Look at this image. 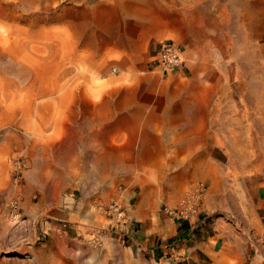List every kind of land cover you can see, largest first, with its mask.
I'll return each instance as SVG.
<instances>
[{
  "label": "rangeland",
  "instance_id": "obj_1",
  "mask_svg": "<svg viewBox=\"0 0 264 264\" xmlns=\"http://www.w3.org/2000/svg\"><path fill=\"white\" fill-rule=\"evenodd\" d=\"M98 1L113 3L0 0V165L11 182L9 210L0 216V264H158L152 248L133 237L141 223L129 213L135 207L128 202L129 187L140 188L144 178L154 209L182 210L187 196L189 210L210 212L208 220L219 219L227 232L250 238L241 264H264V0H137L145 5L138 8L144 10L138 27L142 53L137 69L122 78L159 88L163 78L149 71L156 44L164 39L183 44L187 72L171 77L192 81L180 89L196 96L201 106L196 115L206 132L179 136L184 150H165L158 164L153 150L146 152L147 165L139 163L138 148L122 151L117 178L110 165L114 152L104 149L99 136L90 134L83 151H58L46 142L58 112L66 110L58 98L86 72L67 43L81 40L83 19L87 23V10ZM86 74L92 93H98L99 82L109 83L95 70ZM83 105L77 102L72 112ZM77 121L82 123L81 118L69 122ZM37 141L46 149L38 150V143L34 150ZM170 158L180 160L176 170L195 177L168 200L162 189ZM198 158L200 166H193ZM18 159L25 160V168L16 181ZM25 191L30 214L23 212ZM14 200L21 204L18 222L10 215ZM117 207L125 212L120 223L114 221ZM230 263H236L233 257Z\"/></svg>",
  "mask_w": 264,
  "mask_h": 264
},
{
  "label": "crops",
  "instance_id": "obj_2",
  "mask_svg": "<svg viewBox=\"0 0 264 264\" xmlns=\"http://www.w3.org/2000/svg\"><path fill=\"white\" fill-rule=\"evenodd\" d=\"M90 7L87 23L83 19L81 40L67 41L86 72L80 83L72 82L68 86L64 99L58 98V101L66 103V110L64 114L58 112L57 125L46 142L51 148L57 146L58 151H83L90 134L99 136V143L104 149L114 152L110 165H113L117 178L121 177L122 151L133 152L138 148L141 152L139 163L147 165L151 159L146 152L153 150L152 161L158 164L165 150L178 153L184 150L179 136H194L206 131L201 130V116L196 115L201 110L196 96L184 94L186 90L180 89L186 88V83L192 81L172 78L169 74L163 78L164 84L156 88V84L122 78L124 72L138 67L142 53L139 50V39L142 37L138 27L140 16L144 13L138 8L145 5L137 0H113V3L98 1ZM186 52L185 69L177 74L185 75L187 72ZM113 68L118 71L111 76ZM90 70L109 80L108 84L98 83L97 94L91 92L90 88L94 85L91 86L86 79ZM77 102L85 105L81 112H72ZM79 118L82 123L70 124V119ZM86 121H91L93 125L85 127ZM39 144L38 150L46 149L44 143ZM192 160L193 166H200V158ZM181 166L179 159L170 158L168 161L167 183L163 182L162 189L163 196L168 200L179 197L183 187L194 180L195 175L190 170L175 169ZM33 173L39 175V169L33 168ZM133 181L131 176L130 184ZM145 181L147 179L144 178L140 188L129 187L128 202L135 204L129 213L141 223V228L133 237L142 246L152 248L158 264H231L230 257L236 261L234 264H241V253H246L250 238L243 232H227L219 219L213 217L212 221L208 220L210 212L200 214L193 209L184 213L179 210H168L167 213L157 211L152 202H147ZM35 182L40 185L41 180L35 178ZM10 183L0 165V216L9 210L7 194L11 190ZM23 205V212L30 214L31 197L27 191L23 194ZM262 208L264 211V198ZM45 211L44 207L41 213Z\"/></svg>",
  "mask_w": 264,
  "mask_h": 264
},
{
  "label": "built area",
  "instance_id": "obj_3",
  "mask_svg": "<svg viewBox=\"0 0 264 264\" xmlns=\"http://www.w3.org/2000/svg\"><path fill=\"white\" fill-rule=\"evenodd\" d=\"M185 52V46L173 39H164L160 41L156 47L154 55L150 60L149 71L160 76L161 78H166L172 72L184 70L186 65ZM13 166L15 168L14 179L17 181L22 177V173L25 168V160H15ZM191 200V198L186 196L182 202L183 209L179 211L184 213L186 210H188ZM115 212L114 221L115 223H120L122 218H125V212L120 210V207H117ZM10 213L11 217L16 221H19L22 217L21 204L18 200H14L11 204ZM66 226L67 224L64 223L60 225L58 229L60 231H65Z\"/></svg>",
  "mask_w": 264,
  "mask_h": 264
},
{
  "label": "bare ground",
  "instance_id": "obj_4",
  "mask_svg": "<svg viewBox=\"0 0 264 264\" xmlns=\"http://www.w3.org/2000/svg\"><path fill=\"white\" fill-rule=\"evenodd\" d=\"M18 222V221H17Z\"/></svg>",
  "mask_w": 264,
  "mask_h": 264
}]
</instances>
